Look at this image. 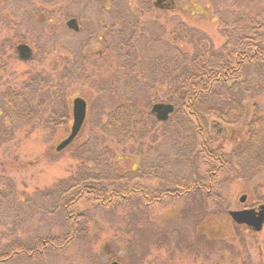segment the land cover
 <instances>
[{
	"label": "rangeland",
	"instance_id": "1",
	"mask_svg": "<svg viewBox=\"0 0 264 264\" xmlns=\"http://www.w3.org/2000/svg\"><path fill=\"white\" fill-rule=\"evenodd\" d=\"M192 1L196 9L185 0L3 1L11 5L5 10L0 6V250L14 240L30 245L33 238L65 230L59 214L38 209L44 200L40 194L75 172L82 150L72 143L93 136L96 131L89 130L105 121L111 102L135 87L136 78L147 83L140 72L148 60L159 58L168 68L178 45L192 51L189 44H174L175 33L193 30L198 46L206 49L222 44L212 7L204 8L207 0ZM156 2L167 10H159ZM51 8L52 21L43 22L40 14ZM7 10L19 27L5 22ZM70 16L80 27L77 34L65 25ZM101 35L105 40L96 39ZM18 39L31 47V58L18 56ZM133 62L135 66L129 67ZM12 94L34 113L31 120L14 125L2 117L5 99ZM76 97L87 105L83 123L73 142L56 150L72 129L68 114ZM156 98L162 96L157 93ZM246 104L247 120L264 116V88ZM238 124L233 125L235 131ZM209 127L216 143L227 150L233 147L235 136L225 125L212 119ZM169 138L157 136L153 145L126 149L127 160L117 166H137L142 184L151 191L168 188V179L196 177L198 163L180 146L172 149ZM219 193L218 204L202 202L199 193L152 208H144L137 199L110 209L85 204L82 233L65 249L7 264H108L110 258L120 264H259L262 233L237 226L227 212L264 204V173L247 181L227 179ZM243 194L246 200L241 203Z\"/></svg>",
	"mask_w": 264,
	"mask_h": 264
},
{
	"label": "trees",
	"instance_id": "2",
	"mask_svg": "<svg viewBox=\"0 0 264 264\" xmlns=\"http://www.w3.org/2000/svg\"><path fill=\"white\" fill-rule=\"evenodd\" d=\"M141 1L134 0L138 4ZM185 1L196 9L195 2ZM209 7L220 24L222 44L206 49L198 46L193 30L175 33L174 44H189L192 51L178 45L170 54L168 68L159 58L148 60L140 72L148 78L147 83L141 84L136 78L135 87L132 85L119 101L111 102L105 121L89 130L96 131L93 136L72 143L78 152L82 150L75 172L40 194L44 200L38 209L48 215L59 214L65 230L33 238L30 245L21 240L10 242L0 250V264L65 249L82 233L81 207L85 204L110 209L137 199L144 208H152L194 193L202 196V202L218 204L224 181H247L264 173V116L246 118V99L264 88V0H207L204 8ZM157 93L162 98H156ZM155 99L174 105L165 122L150 112ZM2 113L14 125L34 117L16 94L6 97ZM212 119L235 136L231 149L215 142L209 127ZM238 121L241 126L235 131L233 125H239ZM167 134L172 149L180 146L198 163L196 177L168 179V188L151 191L142 184L137 166H117L118 161L127 160L126 149L153 145L157 136ZM261 233L259 264H264V226Z\"/></svg>",
	"mask_w": 264,
	"mask_h": 264
},
{
	"label": "water",
	"instance_id": "3",
	"mask_svg": "<svg viewBox=\"0 0 264 264\" xmlns=\"http://www.w3.org/2000/svg\"><path fill=\"white\" fill-rule=\"evenodd\" d=\"M161 1V0H158ZM86 103L83 99L77 97L73 100V125L70 135L64 139L57 147L56 150H60L67 146L75 137L79 128L81 127L85 117ZM174 106L171 103H154L150 112L154 117L161 122L168 120L169 116L173 113ZM246 195L243 194L239 197V202L244 203ZM228 215L236 225H244L254 232H260L264 224V204L259 205L257 208H244L240 210H230ZM110 264H119L114 261Z\"/></svg>",
	"mask_w": 264,
	"mask_h": 264
},
{
	"label": "flooded vegetation",
	"instance_id": "4",
	"mask_svg": "<svg viewBox=\"0 0 264 264\" xmlns=\"http://www.w3.org/2000/svg\"><path fill=\"white\" fill-rule=\"evenodd\" d=\"M3 1L5 2L6 0H2V3H0V6H1V9L2 10H5L6 9L5 7L10 6L11 4H9V3H3ZM154 6L157 7L159 10H164V9L167 10V6H165V4L160 3V2H156ZM54 13L55 12H54V9L53 8L48 9V10L44 11L41 14L39 12H37V14H40L41 15V16L40 15L39 16L42 17V20H44L43 22H45V21L51 22L52 21V17L54 16ZM12 14L15 15V13H12ZM4 17H5V22L6 23H8V22L13 23L14 22V25H16V24L19 23L18 20L15 21L13 19L11 13L8 10L5 12V16ZM65 25H66V27H67L68 30L70 29V31H72V32H74L76 34L80 31V27H78L76 19L75 18H72V16H70V17H68L66 19ZM16 26L19 27L20 25H16ZM90 37H92V36H88V38H90ZM93 37L95 38L96 36H93ZM96 39L103 41V40H105V37L103 35H101V36H97ZM17 45H18L17 46V54H18V56H20L21 59H26V58L28 59V58H31L32 57V49L27 44V42H25V40L18 39V44ZM68 116H69L68 117V122H70V123L73 122V110H72V108H71V112H70V114H68ZM66 122H67V119H66ZM70 132H71V129H70ZM243 208H247V206L246 207H243ZM247 230H249V229L247 228ZM114 261H117V260L110 258V261H109L108 264H110V263H112Z\"/></svg>",
	"mask_w": 264,
	"mask_h": 264
}]
</instances>
